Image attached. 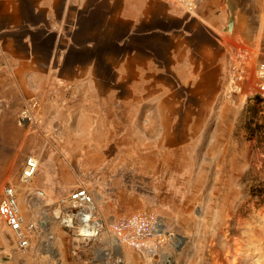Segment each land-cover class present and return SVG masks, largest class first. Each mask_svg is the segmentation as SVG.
<instances>
[{
  "label": "rangeland",
  "instance_id": "1",
  "mask_svg": "<svg viewBox=\"0 0 264 264\" xmlns=\"http://www.w3.org/2000/svg\"><path fill=\"white\" fill-rule=\"evenodd\" d=\"M63 20L44 38L8 34L14 54L0 55V192L14 186L26 217L47 223L23 251L0 232V264H100V243L52 214L82 187L106 223L101 243L146 210L139 248H114L125 264H264V111L248 85L223 96L234 47L254 49L250 81L264 58V0H201L191 14L166 0H74ZM26 109L35 119L22 126ZM28 155L39 165L24 186Z\"/></svg>",
  "mask_w": 264,
  "mask_h": 264
},
{
  "label": "built area",
  "instance_id": "2",
  "mask_svg": "<svg viewBox=\"0 0 264 264\" xmlns=\"http://www.w3.org/2000/svg\"><path fill=\"white\" fill-rule=\"evenodd\" d=\"M181 8L187 13H193L201 0H166ZM233 63L227 74L223 96L232 101L239 95L244 86L248 85L258 97L264 111V58L259 60L254 69V80L247 78L245 66L251 58V50L245 45H237L232 52ZM35 117L27 109L18 117V124L33 123ZM39 160L34 155L25 157L20 170L19 181L25 186L36 175ZM30 194L36 198L44 196L43 191L34 189ZM98 203L94 193L85 188H78L73 192L59 197L52 205V214L57 223L69 233L88 242L100 243L98 250L100 264H124L120 254L114 252L119 239H126L128 244L139 248L142 240V231L150 224L148 215H138L132 219L125 218L117 221L110 229L111 240L108 243L99 242L103 231L107 230L106 223L99 213ZM138 223V228L128 226ZM46 222L41 218H28L22 212L15 187L4 185L0 192V229H4L13 239V245L19 250L28 249L35 241L36 235L46 227Z\"/></svg>",
  "mask_w": 264,
  "mask_h": 264
},
{
  "label": "crops",
  "instance_id": "3",
  "mask_svg": "<svg viewBox=\"0 0 264 264\" xmlns=\"http://www.w3.org/2000/svg\"><path fill=\"white\" fill-rule=\"evenodd\" d=\"M72 1L74 0H0V55L7 56L14 54V52L9 50L10 45L8 41L12 39V37L8 35L10 33L17 31H21V32L26 31L30 35L32 33H42L41 37L44 38L45 34L50 31L48 25H54L55 29L57 30V25L60 27L63 24L64 22L63 18L64 16L67 15V9L69 6H71ZM41 37H35L31 35V39L32 38L38 39ZM20 39H22V37ZM248 47L250 49L253 48V47L251 48L250 46ZM17 199H18V194H17ZM144 214L147 215L146 210H140V211L138 210L133 213L124 215L123 217L114 220L113 222L114 224H117V221L121 219L123 220L126 217L132 219V217L134 216L144 215ZM128 224H129L128 226H134L133 228L135 229L138 228V223H134V224L128 223ZM0 232H6V231L4 229H0ZM13 247L16 248L14 245ZM19 251H23V250H19Z\"/></svg>",
  "mask_w": 264,
  "mask_h": 264
},
{
  "label": "water",
  "instance_id": "4",
  "mask_svg": "<svg viewBox=\"0 0 264 264\" xmlns=\"http://www.w3.org/2000/svg\"><path fill=\"white\" fill-rule=\"evenodd\" d=\"M233 26H234V17L231 16L228 23H227V31L228 33H231L232 32V29H233Z\"/></svg>",
  "mask_w": 264,
  "mask_h": 264
},
{
  "label": "trees",
  "instance_id": "5",
  "mask_svg": "<svg viewBox=\"0 0 264 264\" xmlns=\"http://www.w3.org/2000/svg\"><path fill=\"white\" fill-rule=\"evenodd\" d=\"M255 101H256L257 103H259V99H258V98H256Z\"/></svg>",
  "mask_w": 264,
  "mask_h": 264
}]
</instances>
